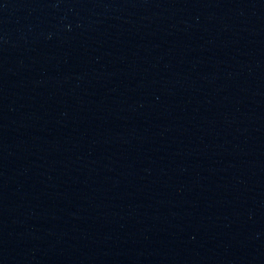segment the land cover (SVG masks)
<instances>
[{"label":"water","instance_id":"obj_1","mask_svg":"<svg viewBox=\"0 0 264 264\" xmlns=\"http://www.w3.org/2000/svg\"><path fill=\"white\" fill-rule=\"evenodd\" d=\"M0 264H264V0H0Z\"/></svg>","mask_w":264,"mask_h":264}]
</instances>
